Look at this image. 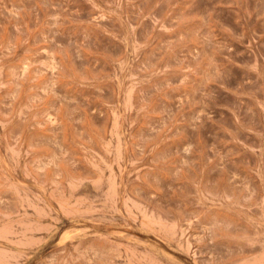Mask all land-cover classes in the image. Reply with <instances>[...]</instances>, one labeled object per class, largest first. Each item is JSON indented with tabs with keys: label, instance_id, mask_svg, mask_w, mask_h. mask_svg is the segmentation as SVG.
Instances as JSON below:
<instances>
[{
	"label": "rangeland",
	"instance_id": "rangeland-1",
	"mask_svg": "<svg viewBox=\"0 0 264 264\" xmlns=\"http://www.w3.org/2000/svg\"><path fill=\"white\" fill-rule=\"evenodd\" d=\"M0 264H264V0H0Z\"/></svg>",
	"mask_w": 264,
	"mask_h": 264
}]
</instances>
